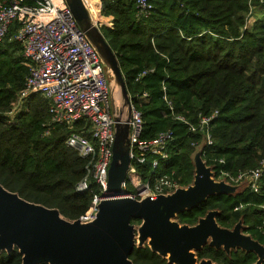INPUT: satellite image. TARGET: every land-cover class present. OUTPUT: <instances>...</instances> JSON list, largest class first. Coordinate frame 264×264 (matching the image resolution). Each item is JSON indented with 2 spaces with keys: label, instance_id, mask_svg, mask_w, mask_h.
<instances>
[{
  "label": "trees",
  "instance_id": "trees-1",
  "mask_svg": "<svg viewBox=\"0 0 264 264\" xmlns=\"http://www.w3.org/2000/svg\"><path fill=\"white\" fill-rule=\"evenodd\" d=\"M152 2L151 14L139 17L135 1L102 0V14L114 19L101 30L119 58L134 104L143 113V137L153 139L168 129L174 134L171 155L160 161L154 174H170L182 187L193 183L194 155L203 136L192 132L177 116L196 123L200 116L216 110L211 121L213 144H203L206 164L216 174L222 170L237 174L257 167L264 160V2ZM252 5L261 7V17L250 29L245 28V22ZM31 65L17 40L7 39L0 45V184L75 220L85 213L100 188L90 176L89 188L77 189L88 175V160L67 146L66 138L72 131L84 133V127L86 132L90 124L80 120L72 129L49 127L50 100L41 93L30 95L13 113ZM146 69L153 71L140 76ZM145 92L147 96H143ZM165 95L172 100L173 110ZM152 160L150 157L139 166L144 177L152 172ZM260 184L259 192L245 187L234 193L213 194L180 212L177 219L180 224L195 225L217 210L222 227L232 229L241 221L244 232L264 244L259 228L264 220V172ZM128 189L134 191L131 186ZM132 223L141 224L142 220L133 219ZM23 256L18 247L2 250L0 264H22ZM197 256L218 264H253L258 260L254 251L236 248L227 252L209 242L197 250ZM130 259L135 264H173L148 244L136 246Z\"/></svg>",
  "mask_w": 264,
  "mask_h": 264
},
{
  "label": "water",
  "instance_id": "water-1",
  "mask_svg": "<svg viewBox=\"0 0 264 264\" xmlns=\"http://www.w3.org/2000/svg\"><path fill=\"white\" fill-rule=\"evenodd\" d=\"M80 28L97 50L107 73L116 137L109 168L107 198L100 204L97 218L89 223L65 218L59 209L28 201L0 184V251L18 247L22 264H135L130 256L136 246L146 242L150 248L173 264H198L194 251L206 243L227 252L242 248L254 251L264 264V244L244 233L242 222L233 229L217 222V210H211L195 225L174 221L180 212L198 206L209 196L234 193L235 185L213 178L202 151L196 156L195 179L170 195L138 200L125 196L122 186L130 167L131 98L119 58L107 41L85 0H66ZM114 85V86H113ZM120 91L121 101L113 92ZM133 219L142 223L137 229ZM139 241V243H138ZM200 264H218L202 259Z\"/></svg>",
  "mask_w": 264,
  "mask_h": 264
},
{
  "label": "built area",
  "instance_id": "built-area-1",
  "mask_svg": "<svg viewBox=\"0 0 264 264\" xmlns=\"http://www.w3.org/2000/svg\"><path fill=\"white\" fill-rule=\"evenodd\" d=\"M132 1L136 3L139 17L149 16L154 8L152 0ZM85 2L100 28L112 24L114 17L102 14V0ZM14 27V34L10 35ZM7 39L17 40L23 47L24 56L32 63L12 112L21 109L30 95L41 93L50 100L49 127L62 125L72 129L80 120L90 124L86 131L90 135L82 127L84 133L72 131L66 138V144L88 160V175L78 183L77 189L87 190L90 176L100 188L99 192L94 193L85 213L77 218L82 223L92 222L97 218L100 204L109 192V168L116 137V120L106 68L97 50L78 25L66 0H0V45ZM151 71L153 69H146L140 76ZM143 96H147V93ZM130 98L131 163L122 186L126 193L124 195L138 200L170 195L182 186L170 174L156 175L154 172L161 160L170 157L169 145L174 134L168 129L159 132L153 139H145L143 113L134 104L131 95ZM165 100L173 110L172 100L167 95ZM217 114L216 110L202 115L196 123L184 115L177 116L189 125L192 132L203 136V142L198 145L202 156L203 144H213L211 121ZM150 157L153 159L152 172L144 177L139 166L146 164ZM219 162L224 160L220 159ZM212 172L216 181H225L235 186L244 183L251 191L259 192L264 160L257 167L239 171L237 174L223 170L216 174L213 168ZM128 186L134 191H130ZM259 228L264 234V220Z\"/></svg>",
  "mask_w": 264,
  "mask_h": 264
},
{
  "label": "rangeland",
  "instance_id": "rangeland-1",
  "mask_svg": "<svg viewBox=\"0 0 264 264\" xmlns=\"http://www.w3.org/2000/svg\"><path fill=\"white\" fill-rule=\"evenodd\" d=\"M260 2L262 3V2H264V0H260ZM260 8H261V7H259L258 5H257L256 8H255V6L252 5L251 12H249V14H248L247 17H246L245 28H250V29H251V28L253 27V25L256 23L257 18H260V17H261V14H260ZM111 16H112V15H111ZM107 76H108V80H109V82H112V81H113V77H112V75H111L110 72L107 73ZM113 86H114V85H113ZM113 96H114V99H115V97H116V100H115V101H117L118 103L121 101V95H120V91H119V90H117L116 92H113ZM199 151H200V149L197 148L196 152L198 153ZM196 152H195V153H196ZM197 153H196V154H197ZM202 157H203V156H202ZM203 160H204V158H203ZM204 161H205V160H204ZM195 167H196V160H195ZM190 185H191V184H190ZM187 187H188V186H187ZM245 187H247L245 184L238 185V186L235 187V192H237V191H241V190L245 189ZM173 220L179 222L178 219H177V217L173 218ZM134 225H135V227L138 229V228L140 227L141 224H138V223H137V224H134ZM243 228H244V226H243V224H242V229H243ZM232 229H233V228H232ZM244 233H245V232H244ZM245 234L250 235V234H248V233H245ZM138 243H139V241H138ZM145 244H148V242H146ZM145 244H144V245H145ZM194 255H195V257L198 259L197 263L200 264V261H201V260H199L196 251H194ZM213 262H214V261H213ZM215 263H216V262H215Z\"/></svg>",
  "mask_w": 264,
  "mask_h": 264
},
{
  "label": "crops",
  "instance_id": "crops-1",
  "mask_svg": "<svg viewBox=\"0 0 264 264\" xmlns=\"http://www.w3.org/2000/svg\"><path fill=\"white\" fill-rule=\"evenodd\" d=\"M197 153V152H196ZM196 153H195V155H194V161H195V156H196Z\"/></svg>",
  "mask_w": 264,
  "mask_h": 264
},
{
  "label": "bare ground",
  "instance_id": "bare-ground-1",
  "mask_svg": "<svg viewBox=\"0 0 264 264\" xmlns=\"http://www.w3.org/2000/svg\"><path fill=\"white\" fill-rule=\"evenodd\" d=\"M115 99H116V97H115Z\"/></svg>",
  "mask_w": 264,
  "mask_h": 264
}]
</instances>
